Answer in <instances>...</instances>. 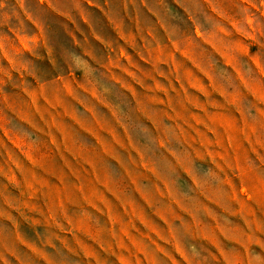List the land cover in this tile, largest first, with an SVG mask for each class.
<instances>
[{"label":"rangeland","instance_id":"1","mask_svg":"<svg viewBox=\"0 0 264 264\" xmlns=\"http://www.w3.org/2000/svg\"><path fill=\"white\" fill-rule=\"evenodd\" d=\"M144 2L99 71L72 1L0 0V264H264V0Z\"/></svg>","mask_w":264,"mask_h":264},{"label":"crops","instance_id":"2","mask_svg":"<svg viewBox=\"0 0 264 264\" xmlns=\"http://www.w3.org/2000/svg\"><path fill=\"white\" fill-rule=\"evenodd\" d=\"M49 1L50 0H36V3L38 7L44 8L46 6L44 2L49 3ZM70 1L73 2V10L70 11L69 14L62 13L60 9H56L52 5V8L46 6V9L55 11L59 16L67 18L70 28L69 31L67 30L69 32L67 39L72 48L83 50L89 48L96 49L94 54L85 52L84 55H89L85 59L86 62L98 68L97 70L103 71V69H109L110 67L118 69L117 67L119 66L116 64V60L113 62V59H119L125 48L134 50H147L149 48L148 43L152 41L151 37L154 35L152 31L142 29L141 12L139 10L136 14L131 12L130 6H134L135 0H120L123 3L120 7L114 6L113 3L115 0H85L86 5L84 11H77L78 0ZM3 2L5 5V3H8V0H3ZM136 2L140 8H144V6H142L145 4L144 0H136ZM134 9L135 7L132 8V10ZM144 11L146 15H148L146 10ZM93 14L97 15L100 20H98V18H93ZM24 15H26V21L38 27L36 32L44 34L47 31V28L40 27L43 25L36 21L33 14L27 11L23 16ZM4 16V30L8 33V9L5 10ZM152 20L161 23L153 17ZM130 26H132V29ZM38 40L44 47H51L48 44V39H46L45 34L43 38H39ZM116 50L119 51L117 54ZM102 53L105 56V62L89 59V57L94 59L99 58ZM145 58L148 59L149 56ZM68 74L70 76H75V78L82 77L81 70L77 69L69 70ZM58 77L61 78L60 75Z\"/></svg>","mask_w":264,"mask_h":264}]
</instances>
